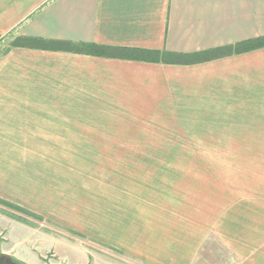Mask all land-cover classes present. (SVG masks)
Segmentation results:
<instances>
[{"label":"crops","instance_id":"crops-1","mask_svg":"<svg viewBox=\"0 0 264 264\" xmlns=\"http://www.w3.org/2000/svg\"><path fill=\"white\" fill-rule=\"evenodd\" d=\"M18 36L192 54L264 37V0H0V137L84 135L59 132L83 126L65 122L153 121L192 122L237 146L264 138V47L176 65L10 48ZM151 208L143 218L117 210L122 229L102 235L106 247L128 264H197L200 228L191 235L197 228L175 224L174 212L162 221ZM36 243L13 239L0 252L42 264L31 259L44 252ZM23 244L29 257L17 253Z\"/></svg>","mask_w":264,"mask_h":264},{"label":"rangeland","instance_id":"rangeland-1","mask_svg":"<svg viewBox=\"0 0 264 264\" xmlns=\"http://www.w3.org/2000/svg\"><path fill=\"white\" fill-rule=\"evenodd\" d=\"M65 123L83 126L59 132L84 135L0 137V200L24 210L0 204V249L28 237L52 248L32 254L42 264H128L102 235L121 232L117 210L143 218L157 204L160 220L168 209L205 235L197 264H264V138L231 145L192 122Z\"/></svg>","mask_w":264,"mask_h":264},{"label":"trees","instance_id":"trees-1","mask_svg":"<svg viewBox=\"0 0 264 264\" xmlns=\"http://www.w3.org/2000/svg\"><path fill=\"white\" fill-rule=\"evenodd\" d=\"M9 47H28L35 49H47L54 51H65L71 53L85 54L96 57L126 59L151 63H167L176 65H188L209 61L212 59L238 54L241 52L255 50L264 47V37L248 40L234 46L197 52L192 54L173 53L166 51H151L142 49H130L103 46L93 43H76L70 41L45 40L18 36L9 44ZM0 204L8 206L17 211H24L9 202L0 200ZM30 215V214H28Z\"/></svg>","mask_w":264,"mask_h":264},{"label":"water","instance_id":"water-1","mask_svg":"<svg viewBox=\"0 0 264 264\" xmlns=\"http://www.w3.org/2000/svg\"><path fill=\"white\" fill-rule=\"evenodd\" d=\"M0 264H23L15 259L11 254L0 252Z\"/></svg>","mask_w":264,"mask_h":264}]
</instances>
